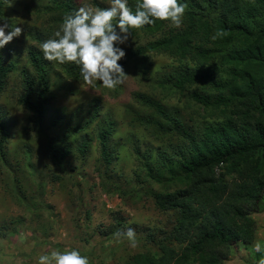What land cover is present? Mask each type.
Returning a JSON list of instances; mask_svg holds the SVG:
<instances>
[{"label":"rangeland","instance_id":"1","mask_svg":"<svg viewBox=\"0 0 264 264\" xmlns=\"http://www.w3.org/2000/svg\"><path fill=\"white\" fill-rule=\"evenodd\" d=\"M0 1L2 16L22 28L19 37L0 48L3 62L11 61L14 65L0 95V115L10 132L5 160L0 162V223L16 225L15 233H7L0 227V264H36L39 254L66 248H77L89 257L90 264H125L127 257L145 250L149 244L137 240L133 248L126 240L117 242L112 236L115 218L124 220V226L119 229L132 227L137 239L168 226V216L154 208L148 195L160 189V182L147 180L145 176L147 172L155 178L160 176L163 165L178 158L181 146L178 138L159 134L152 126L137 124L139 117H154L135 101L134 95L141 93L159 101L195 134L204 125L217 121V112L191 101L190 92L200 90L199 87L178 92L169 88L168 82L165 87L159 86L165 75L179 65L167 54L150 57L147 68H138L133 63L122 66L129 77L115 89H106L96 81L86 84L66 78L60 70L61 64L43 60L55 98L39 132L32 114L18 103L21 76L24 71L32 72L29 50H35L42 58L32 35L37 34L43 40L52 38L60 25L54 21L55 14L46 10L49 0ZM70 1L75 8L85 3L101 8L109 5V0ZM249 11L261 16L252 0H244L239 17ZM175 28L178 27L168 23L153 37L129 36L120 47L126 54L128 49L161 38ZM92 98L100 100L97 118L78 135L65 136L67 127L84 124L88 115L86 104ZM108 123L113 128L108 138L113 162L108 178H104L97 135ZM48 140L59 151L68 147L69 152L61 162L53 163L48 157ZM81 142L86 145L83 156L76 150ZM111 181L118 185L113 191H109ZM40 190L42 196L38 194ZM250 206L256 211L252 215L254 240L245 245L225 236L232 246L223 264H260L264 260V187ZM190 242L203 247L202 239L192 238Z\"/></svg>","mask_w":264,"mask_h":264},{"label":"trees","instance_id":"2","mask_svg":"<svg viewBox=\"0 0 264 264\" xmlns=\"http://www.w3.org/2000/svg\"><path fill=\"white\" fill-rule=\"evenodd\" d=\"M137 0H128L134 11ZM186 9L180 27L161 38L147 41L127 50L117 63L150 66V57L172 56L178 67L159 83L183 92L191 86L189 97L203 109L217 112L218 120L206 124L199 134L185 127L181 119L168 112L157 100L136 93L135 101L150 110L154 118L139 117L137 124L152 126L159 134L172 135L181 141L177 159H169L157 178L147 172L145 179H156L160 189L148 193L155 209L168 216V226L145 233L139 241L149 246L126 258L125 264H223L232 241L245 245L254 240L255 221L250 205L264 187V0H252L253 11L239 17L244 0H185ZM3 2L0 1V16ZM75 9L70 0H49L47 11L55 14L60 25L63 15ZM168 21L132 29L131 35L153 37ZM215 36L213 40L211 37ZM39 45L43 39L35 34ZM32 72L22 73L19 105L32 114L34 127L42 132L45 115L55 98L48 82V68L35 50L28 51ZM214 64V68L211 65ZM11 61L0 55V95L13 71ZM66 78L83 82L78 66L61 64ZM88 115L83 125L67 127L65 136L78 135L93 122L100 111V100L87 102ZM113 128L108 123L97 135L102 177L108 178L113 157L108 151V138ZM10 137L8 126L0 115V162L5 160V145ZM80 156L85 142L77 148ZM46 152L53 163H59L69 152L59 151L48 140ZM158 172H156L157 174ZM78 179V177H77ZM110 182L109 191L118 188ZM40 189V188H38ZM42 196L41 190L38 192ZM88 214L86 213V217ZM112 232L124 226L115 218ZM0 227L15 233L16 225L2 221ZM202 239L203 247L190 239Z\"/></svg>","mask_w":264,"mask_h":264},{"label":"clouds","instance_id":"3","mask_svg":"<svg viewBox=\"0 0 264 264\" xmlns=\"http://www.w3.org/2000/svg\"><path fill=\"white\" fill-rule=\"evenodd\" d=\"M185 9V0H137L134 11L128 0H109V5L103 8L82 4L63 15L52 38L39 43L42 59L57 64L72 62L86 84L96 81L106 89H115L129 77L117 62L125 55L120 45L128 40L131 30L152 25L156 20L180 27ZM21 32L18 24L0 17V48ZM112 236L117 242L126 240L129 247L137 245L136 232L130 226L116 229ZM36 264H90V261L77 248H66L39 254Z\"/></svg>","mask_w":264,"mask_h":264}]
</instances>
